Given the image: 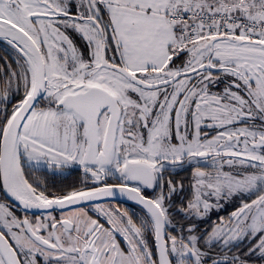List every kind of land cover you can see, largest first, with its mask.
<instances>
[{
    "label": "snow or ice",
    "instance_id": "obj_1",
    "mask_svg": "<svg viewBox=\"0 0 264 264\" xmlns=\"http://www.w3.org/2000/svg\"><path fill=\"white\" fill-rule=\"evenodd\" d=\"M0 42V185L47 212L0 203V264L264 261V0H0ZM31 166L82 179L50 190ZM117 194L143 215L85 207Z\"/></svg>",
    "mask_w": 264,
    "mask_h": 264
},
{
    "label": "flooded vegetation",
    "instance_id": "obj_2",
    "mask_svg": "<svg viewBox=\"0 0 264 264\" xmlns=\"http://www.w3.org/2000/svg\"><path fill=\"white\" fill-rule=\"evenodd\" d=\"M78 43L82 46L83 42L78 41ZM3 42L0 43V57L6 56L9 52H11V49L4 43L6 46H2ZM7 50V51H6ZM3 61L0 60V64H2ZM223 89V85H219L212 88V91L219 92ZM20 96L17 95L16 99H19ZM211 132V130H206ZM212 135H214V132H211ZM26 171H29L28 165L25 166ZM227 170V168L225 169ZM191 168L185 165L183 168H177L175 170L169 169V171L165 174L166 177H169L177 182H182L184 185L185 191L183 193H178L176 196L173 197V200L176 202V206L179 207L180 202L182 200H185L186 198H190V182H191ZM30 175L32 177H41L45 178L49 185V189L52 190V187L55 186V188H66L68 186L79 184L80 180L82 179V170L78 168V166H74L71 169L65 170L63 173L57 172L55 175L48 170L47 168L41 167L39 169H35V166H31ZM109 183H115V180L110 179L108 181ZM154 193L151 190H148L146 192V195L151 196ZM0 203H5L9 206V208L14 212V214L20 218H24L27 216L30 220L35 221L38 218H42L43 216L47 215V212H28L26 211L21 205H19L18 202L14 201L13 198L8 196L6 192L3 190L2 185H0ZM212 203L215 204L216 201L213 199ZM97 204H101L104 207L108 208H114L119 209L120 211H123L125 209L129 210L130 214L132 212H135L137 216L143 215V211L139 205H137L134 201L128 200L126 197H123L121 199H112V200H105V201H96L88 203L85 207L89 210V214L93 216V218H96V213L92 210ZM221 207L219 209L213 208L211 211L207 213L206 216L203 217V219L200 218H193L195 222L198 224V230L200 233H203L205 231H211L213 225L215 223L219 222V219L223 217L225 220L228 218L230 213L235 210L236 207L239 206V198H235L230 201L221 200L220 201ZM65 213L67 210H64ZM54 215L59 217L61 214V211L59 209H56L53 212ZM174 222L177 224H184L187 225L189 223V220L185 219L182 215L177 214L173 217ZM101 222L104 223L103 218L101 217ZM107 226V225H106ZM179 231V229H177ZM251 243H255V241H249L248 239H244L243 241L239 242L238 249L233 248V251L239 250L241 253L244 251H247V249L250 247ZM218 250V247L217 249ZM253 264H264V261H260L256 259L255 257L252 258Z\"/></svg>",
    "mask_w": 264,
    "mask_h": 264
},
{
    "label": "water",
    "instance_id": "obj_3",
    "mask_svg": "<svg viewBox=\"0 0 264 264\" xmlns=\"http://www.w3.org/2000/svg\"><path fill=\"white\" fill-rule=\"evenodd\" d=\"M121 198H122V196H120L119 194H117V196H115V197H112V198H103V199H100V200H97V201H105V200L121 199ZM94 202H96V201H94ZM89 203H91V202H89ZM26 211H28V212H38L39 213V212H42V211H45V210L31 209V210H26Z\"/></svg>",
    "mask_w": 264,
    "mask_h": 264
},
{
    "label": "trees",
    "instance_id": "obj_4",
    "mask_svg": "<svg viewBox=\"0 0 264 264\" xmlns=\"http://www.w3.org/2000/svg\"><path fill=\"white\" fill-rule=\"evenodd\" d=\"M0 43H1V42H0ZM1 45L4 46V47L6 46V45L4 44V42H3V44H1Z\"/></svg>",
    "mask_w": 264,
    "mask_h": 264
}]
</instances>
